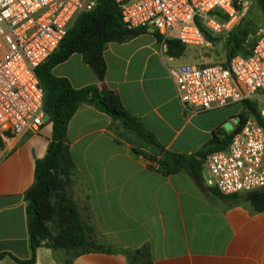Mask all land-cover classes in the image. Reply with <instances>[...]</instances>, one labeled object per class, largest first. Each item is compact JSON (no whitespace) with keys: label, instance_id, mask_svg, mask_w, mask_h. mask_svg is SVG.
Here are the masks:
<instances>
[{"label":"crops","instance_id":"0c3cea01","mask_svg":"<svg viewBox=\"0 0 264 264\" xmlns=\"http://www.w3.org/2000/svg\"><path fill=\"white\" fill-rule=\"evenodd\" d=\"M154 34L147 31L129 42L106 44V83L168 151L192 155L224 122L210 117L213 111L185 110L170 70L190 63L184 55L168 56ZM52 73L68 79L74 89L98 82L79 54ZM68 138L81 176L72 196L89 210L108 243L122 249L148 244L154 264H264V212L253 213L247 204L232 206L231 196L207 197L186 173L167 177L151 169L133 153L120 123L92 106L78 109ZM51 139L52 124L46 121L38 131L3 139L0 148V253L23 261L32 257L25 193L35 184L36 162L46 156ZM204 178L207 185V162ZM68 257L42 246L35 264H65ZM0 264L16 263L6 258ZM73 264L128 262L121 253H92Z\"/></svg>","mask_w":264,"mask_h":264},{"label":"built area","instance_id":"2783aa9c","mask_svg":"<svg viewBox=\"0 0 264 264\" xmlns=\"http://www.w3.org/2000/svg\"><path fill=\"white\" fill-rule=\"evenodd\" d=\"M130 30L146 29L162 45L211 47L212 34L230 30L239 19L236 0H114ZM99 0H0V137L38 131L48 117L37 71L59 49L77 19ZM227 22H221L220 17ZM187 112L207 113L254 98L264 99V29L248 56L227 65L182 64L171 68ZM264 120V111L259 112ZM207 185L223 196L264 189V125L254 116L234 133L226 150L207 159Z\"/></svg>","mask_w":264,"mask_h":264},{"label":"trees","instance_id":"16d2710c","mask_svg":"<svg viewBox=\"0 0 264 264\" xmlns=\"http://www.w3.org/2000/svg\"><path fill=\"white\" fill-rule=\"evenodd\" d=\"M258 3L264 15V0H258ZM219 20L228 21L223 16ZM201 29L205 39L211 43L212 33L203 27ZM146 33V29L130 30L126 27L114 0H99L93 11L77 19L58 51L39 67L37 75L45 95L48 122L52 124V139L46 156L36 162L35 184L25 193L32 257L23 261L11 254L0 253V263L10 258L16 264H35L36 250L45 246L53 251L66 252L69 257L65 264H73L75 258L92 253H121L128 264H154L148 244L138 249H122L108 243L97 232L89 210L72 196L71 190L81 182V176L71 155L68 128L82 105L92 106L120 123L124 139L133 145V153L147 160L151 169L167 177L186 173L207 197L212 194L224 199L216 189L206 185L204 169L209 155L229 147L234 133L245 125L249 114L262 125L264 120L257 106L247 101L244 103L247 115L240 114L237 117L239 126L233 134H227L222 127H218L211 140L195 154L182 155L168 151L139 118L127 111L118 92L109 88L106 83V44L129 42ZM154 35L162 42L159 34ZM254 43L242 53V41L230 38L229 61L238 54L248 56ZM166 47L167 55L173 58L182 57L186 49L178 41H168ZM74 54L81 55L85 64L93 70L97 84L74 89L68 79L53 75V69ZM2 146L3 139L0 137V148ZM228 198L231 199L232 206L247 204L253 213L264 212V189Z\"/></svg>","mask_w":264,"mask_h":264},{"label":"rangeland","instance_id":"374dc122","mask_svg":"<svg viewBox=\"0 0 264 264\" xmlns=\"http://www.w3.org/2000/svg\"><path fill=\"white\" fill-rule=\"evenodd\" d=\"M239 11L238 22L230 30L211 34L213 41L211 47L186 48L184 58L190 64L197 65H227L229 62L228 41L230 38L242 41V53L250 49L261 29H264V15L262 14L258 0H236ZM182 64V62L180 63ZM257 106L259 112L264 111V99L254 98L250 101ZM244 106V105H243ZM240 106L223 108L213 111L210 117L223 120V129L227 134H233L239 126L237 118L239 114L247 115V109L241 111ZM198 114V113H196ZM251 117L252 115H248Z\"/></svg>","mask_w":264,"mask_h":264}]
</instances>
